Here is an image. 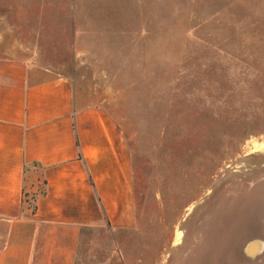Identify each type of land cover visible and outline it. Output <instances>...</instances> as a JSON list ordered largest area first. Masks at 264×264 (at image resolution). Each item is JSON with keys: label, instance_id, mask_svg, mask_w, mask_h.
I'll return each mask as SVG.
<instances>
[{"label": "rangeland", "instance_id": "1", "mask_svg": "<svg viewBox=\"0 0 264 264\" xmlns=\"http://www.w3.org/2000/svg\"><path fill=\"white\" fill-rule=\"evenodd\" d=\"M70 77L132 145L137 228L104 264H264V0H0V58Z\"/></svg>", "mask_w": 264, "mask_h": 264}, {"label": "crops", "instance_id": "2", "mask_svg": "<svg viewBox=\"0 0 264 264\" xmlns=\"http://www.w3.org/2000/svg\"><path fill=\"white\" fill-rule=\"evenodd\" d=\"M137 228L132 145L66 75L0 58V264H104Z\"/></svg>", "mask_w": 264, "mask_h": 264}, {"label": "bare ground", "instance_id": "3", "mask_svg": "<svg viewBox=\"0 0 264 264\" xmlns=\"http://www.w3.org/2000/svg\"><path fill=\"white\" fill-rule=\"evenodd\" d=\"M264 150V140L261 142H256L253 145V151H263Z\"/></svg>", "mask_w": 264, "mask_h": 264}]
</instances>
